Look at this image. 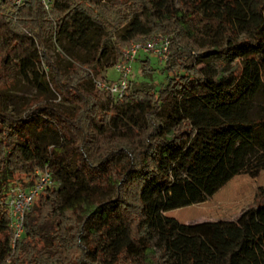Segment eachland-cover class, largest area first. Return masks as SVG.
<instances>
[{
    "label": "trees",
    "instance_id": "obj_1",
    "mask_svg": "<svg viewBox=\"0 0 264 264\" xmlns=\"http://www.w3.org/2000/svg\"><path fill=\"white\" fill-rule=\"evenodd\" d=\"M153 34L169 40L160 88L95 87ZM263 61L264 0H0V264H264V202L206 237L163 214L264 149ZM16 76L32 99H13ZM37 169L52 183L12 248L6 193Z\"/></svg>",
    "mask_w": 264,
    "mask_h": 264
},
{
    "label": "rangeland",
    "instance_id": "obj_2",
    "mask_svg": "<svg viewBox=\"0 0 264 264\" xmlns=\"http://www.w3.org/2000/svg\"><path fill=\"white\" fill-rule=\"evenodd\" d=\"M163 36L165 35L153 34L143 40H157ZM49 52L52 59H57L54 48L49 47ZM142 59H145V57L143 56ZM146 60H148L146 68L142 66L138 57L132 63L129 84L131 89L153 91L160 88L165 81V74L161 69L167 62L168 57L165 62H159L157 56L149 53ZM16 77L18 81L13 86L14 90L12 89L11 91L13 99L25 101L28 97L35 94V90L29 88L18 76ZM97 77L102 76L98 75ZM105 78L108 80H116L118 78V73L113 66L107 68ZM32 98L30 97V99ZM3 100L4 103L9 102L7 98ZM20 105V103H17L16 109L21 111V113L25 112L28 107L23 109ZM8 107L10 108V105ZM19 179L21 180L15 178L14 182H16V185H22V182L28 181L23 175L19 176ZM262 190H264V149L205 201L166 211L163 214L173 217L178 222L186 225L184 230L186 234L196 233L206 237L210 233V224L212 222H217L218 224H239L251 206L256 205L258 202H264V197L261 198L258 195Z\"/></svg>",
    "mask_w": 264,
    "mask_h": 264
},
{
    "label": "built area",
    "instance_id": "obj_3",
    "mask_svg": "<svg viewBox=\"0 0 264 264\" xmlns=\"http://www.w3.org/2000/svg\"><path fill=\"white\" fill-rule=\"evenodd\" d=\"M25 0H14L19 6ZM45 10L49 9L52 0H40ZM140 53H153L159 62H165L169 56V40L163 36L157 40L145 39L132 42L121 50L119 59L113 65L118 73L116 80H108L105 77H94L93 82L100 91L108 92L115 101L122 99L130 84L132 63ZM34 181L27 185H12L9 187L5 205L8 212V227L11 232V247L22 236L24 231L25 214L31 210L35 198L52 183L51 174L46 170L37 169L34 172Z\"/></svg>",
    "mask_w": 264,
    "mask_h": 264
},
{
    "label": "crops",
    "instance_id": "obj_4",
    "mask_svg": "<svg viewBox=\"0 0 264 264\" xmlns=\"http://www.w3.org/2000/svg\"><path fill=\"white\" fill-rule=\"evenodd\" d=\"M145 57V59H142V57ZM140 60V62L142 63V66H144V63L146 62V58H147V54L144 53H140V55L137 56ZM109 68V67H108ZM107 70V69H106ZM106 70L102 73V75L105 77V72Z\"/></svg>",
    "mask_w": 264,
    "mask_h": 264
}]
</instances>
